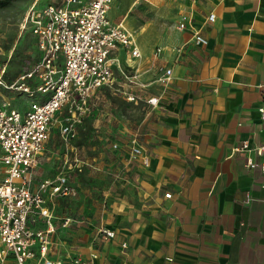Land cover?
<instances>
[{
    "label": "crops",
    "instance_id": "crops-1",
    "mask_svg": "<svg viewBox=\"0 0 264 264\" xmlns=\"http://www.w3.org/2000/svg\"><path fill=\"white\" fill-rule=\"evenodd\" d=\"M211 10L214 20L204 22ZM183 14L192 15L206 44L187 41L191 28H177ZM134 37L140 56L114 52V80L93 95L75 138L62 141L59 117L37 155L32 189L64 171L77 190L45 195L53 227L48 257L69 264L96 251L98 261L113 264H264V172L245 163L264 156L241 148L264 142L257 111L264 0H185L162 43L147 48L143 36ZM185 41L180 52L171 49ZM165 68L171 73L163 85L157 77ZM124 72H136L145 88ZM149 96L158 103L145 102ZM132 136L148 154L147 165L129 156ZM63 208L69 217L58 213ZM29 225L45 228V218L32 215ZM104 229L115 237L104 239Z\"/></svg>",
    "mask_w": 264,
    "mask_h": 264
},
{
    "label": "built area",
    "instance_id": "built-area-1",
    "mask_svg": "<svg viewBox=\"0 0 264 264\" xmlns=\"http://www.w3.org/2000/svg\"><path fill=\"white\" fill-rule=\"evenodd\" d=\"M113 0H59L43 5L29 6L25 12L24 24L34 35L38 57L19 73L13 80L2 78L0 87L8 92H20L28 99L25 108L15 106L10 99L0 100V264L12 259L15 264H65L61 259L48 257L53 231L52 209L46 203V194L53 196H75L77 190L66 172L61 171L53 178H46L31 188L33 170L37 155L49 138L50 127L61 113L60 137L69 144L77 133V126L90 111L91 98L104 85L114 80V52L125 48L131 57H139L133 33L122 21H112L108 12ZM215 14L208 12L204 22H212ZM177 28H191L187 41L206 44L200 27L193 24L191 14H183ZM171 46L180 52L184 45ZM162 47L156 46L155 54ZM170 68H165L157 77L160 84L170 79ZM124 76L143 90L144 82L137 79V73L124 72ZM262 91L261 104L258 106L260 118L264 121V83L258 86ZM50 96L37 101V92ZM138 94L128 93L126 98L135 102ZM13 99V98H11ZM158 96H149L145 102L154 106ZM116 146V144H113ZM130 157H139L144 165L149 156L139 144L136 136L128 141ZM241 148L264 156V142L248 147L243 142ZM248 167L258 166L264 172V159H246ZM77 166V171H81ZM170 192H164L170 197ZM38 215L45 218V228H33L29 217ZM66 221V219H65ZM104 239L115 237V231H100ZM122 248L126 243H121ZM98 252L92 251L88 258L73 257L69 264H113L98 261Z\"/></svg>",
    "mask_w": 264,
    "mask_h": 264
},
{
    "label": "rangeland",
    "instance_id": "rangeland-1",
    "mask_svg": "<svg viewBox=\"0 0 264 264\" xmlns=\"http://www.w3.org/2000/svg\"><path fill=\"white\" fill-rule=\"evenodd\" d=\"M50 1L59 0H11L7 5L0 7V70L4 68L5 77L14 78L38 56L35 37L28 25L24 24V16L29 6H40ZM184 3L185 0H113L109 13L113 19H123L139 42V37L143 36L145 47L153 48L155 44L166 40L175 29ZM50 94V91L37 92L35 99L43 101ZM3 97L10 99L20 109L28 104L27 97L20 92H8L0 87V100ZM59 117L61 113L55 120ZM51 143L56 145L57 138ZM65 211L63 208L58 210V213L64 214ZM65 215L70 216L69 212ZM62 216L61 214L60 218H64Z\"/></svg>",
    "mask_w": 264,
    "mask_h": 264
},
{
    "label": "trees",
    "instance_id": "trees-1",
    "mask_svg": "<svg viewBox=\"0 0 264 264\" xmlns=\"http://www.w3.org/2000/svg\"><path fill=\"white\" fill-rule=\"evenodd\" d=\"M10 1H11V0H0V7L7 5ZM37 57H38V56H37ZM37 57H36V58H37ZM36 58H35L33 61H35ZM33 61H32V62H33ZM32 62H31V63H32ZM26 68H27V67H26ZM4 73H5V71H4L3 74H2V78H3V80H5L6 82H10L11 80H13V79L18 75V74H17L14 78L10 79V78L5 77V74H4Z\"/></svg>",
    "mask_w": 264,
    "mask_h": 264
}]
</instances>
